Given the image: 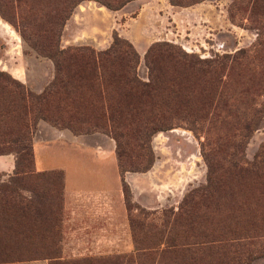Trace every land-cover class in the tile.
I'll return each instance as SVG.
<instances>
[{"label":"rangeland","instance_id":"1","mask_svg":"<svg viewBox=\"0 0 264 264\" xmlns=\"http://www.w3.org/2000/svg\"><path fill=\"white\" fill-rule=\"evenodd\" d=\"M71 1L24 0L21 8L30 15L21 26L26 31V38L0 14V71L10 74L13 66L25 67L29 71V85L19 82L35 95L42 94L54 81L56 70L53 61L37 51L38 41L30 37L31 25L44 26V14ZM240 2L204 0L179 7L173 6L170 0H134L119 11H110L98 2L87 0L75 8L66 22L61 47L88 46L105 51L112 46L117 33L139 53L137 74L146 82L149 80L146 54L156 43L174 44L179 51L195 59L235 57L230 86L223 98L235 105L231 113L252 119L257 116L242 140L243 155L253 163L264 158V23L259 16L240 11ZM219 112L224 114L223 110ZM7 127L0 126V159L13 157L16 164L14 154H4L6 150L18 147L11 145L13 137L5 135ZM236 128L234 131L232 126H216L208 136L183 125L155 135L151 142L155 162L148 172L126 173L121 177L119 171V179L114 173L109 176L112 191L118 190L119 180L123 200H118L115 205L125 209L123 220L120 218L116 224L111 221L109 237L114 244L108 247L95 245L99 233L88 228L92 224L86 220L80 225L83 230L78 232L85 244L65 246V171L38 172L35 146L42 147L39 155L44 161H55L61 166L75 158L102 156L115 160L118 165L117 144L103 133L75 135L69 129L40 120L34 132L30 129V147L34 153L32 168L36 174L44 176L36 175L35 179L29 180L27 187L33 194L25 192L24 195L27 200L33 198L42 217L37 221L27 218L23 224L25 234L17 235L18 226L0 214V264H42L44 261L48 264H114L118 257L133 256L135 240L149 245L157 241L160 234L166 235V226H162L164 213L178 212L187 196L207 185L209 166L204 155L214 159L212 164L217 163L221 151L227 147L228 135L246 134L239 125ZM57 130L67 133L68 138L61 140ZM45 146L51 148L45 149ZM10 176H14V172L0 173V184L7 182ZM123 180L130 193L128 198L124 195ZM208 213L202 221L206 231L198 232L212 233V212ZM244 217L236 214V220L242 221L241 227L245 225ZM213 219L217 217L213 215ZM255 226L257 229L247 236L244 250L235 254L216 245L201 257L200 264H264V219H257ZM178 232L182 238L184 229L180 227ZM54 257L60 258L50 262Z\"/></svg>","mask_w":264,"mask_h":264},{"label":"trees","instance_id":"2","mask_svg":"<svg viewBox=\"0 0 264 264\" xmlns=\"http://www.w3.org/2000/svg\"><path fill=\"white\" fill-rule=\"evenodd\" d=\"M23 1L0 0V14L26 38L21 26L30 15L22 10ZM84 1L57 6L42 17L44 26L31 25L30 37L38 41L37 51L51 59L56 70L54 81L42 94L31 93L10 74L0 71V126H9L5 135L13 137L11 145L18 146L4 153L14 154L16 164L14 176L0 184V214L18 226L17 235L25 234L27 218L37 221L42 217L33 198L27 200L24 195L33 194L27 187L29 180L44 176L32 168L34 153L30 147V129L34 132L40 120L75 135L99 132L114 139L121 177L145 173L153 167L151 142L159 133L186 125L210 136L216 126H232L237 131L239 125L246 134H229L217 163L212 164L214 159L204 155L209 166L207 185L187 196L178 212L164 213L162 226H166L167 234H160L149 245L135 240L136 253L118 257L114 264H200L201 257L216 245L235 254L244 250L249 232L257 229L255 221L264 219V158L252 163L242 150V140L257 116L252 119L231 113L235 105L223 98L230 86L235 57L195 59L174 44L156 43L146 54L149 80L143 81L137 74L139 53L117 33L105 51L88 46L61 47L66 22ZM89 1L119 11L134 0ZM203 1L170 0L179 7ZM263 3L241 0L240 11L259 16L264 23ZM231 18L234 20L232 13ZM123 191L128 198L124 180ZM210 211L212 233L198 232L206 231L202 221ZM236 214L246 217L243 227ZM180 227L184 229L182 238Z\"/></svg>","mask_w":264,"mask_h":264},{"label":"crops","instance_id":"3","mask_svg":"<svg viewBox=\"0 0 264 264\" xmlns=\"http://www.w3.org/2000/svg\"><path fill=\"white\" fill-rule=\"evenodd\" d=\"M9 72L16 80L27 86L29 85V71L25 67L16 65L10 68ZM57 132L60 133L58 135L60 139L68 138L67 133L58 130ZM72 138L80 140V137L73 136ZM44 148L48 149L51 147L45 146ZM39 149H42V147L35 146V164L38 172L55 169H63L65 171L64 245L81 246L85 244L82 238L79 237L78 232L83 230L80 225L86 220L92 224L88 228L99 233V236L95 238L97 240L95 245L108 247L114 244L109 237L111 221L116 224L120 218L123 220L125 217L124 207L118 208L115 205L118 200H123L119 191V180L117 191H112L109 182V176L112 173L119 179L117 162L102 156L75 158L61 166L55 161H44L39 155ZM14 170L15 160L13 157L7 156L0 159V173L11 174ZM87 244H90V242ZM42 264H48V262L44 261Z\"/></svg>","mask_w":264,"mask_h":264}]
</instances>
